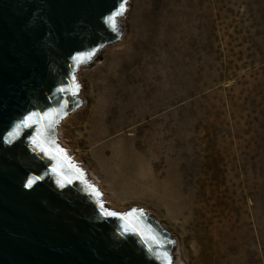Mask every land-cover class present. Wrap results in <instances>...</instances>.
Masks as SVG:
<instances>
[{
  "label": "rangeland",
  "instance_id": "rangeland-1",
  "mask_svg": "<svg viewBox=\"0 0 264 264\" xmlns=\"http://www.w3.org/2000/svg\"><path fill=\"white\" fill-rule=\"evenodd\" d=\"M133 1L120 42L77 73L82 105L67 117L63 142L80 165L101 175L117 202L142 195L147 187L139 180L151 178L178 199L200 189L224 202L238 199L262 253L264 0ZM146 86L152 98L166 100L159 116L148 117L150 105L138 103ZM170 203L162 214L182 243L175 258L200 264L183 207Z\"/></svg>",
  "mask_w": 264,
  "mask_h": 264
},
{
  "label": "water",
  "instance_id": "water-1",
  "mask_svg": "<svg viewBox=\"0 0 264 264\" xmlns=\"http://www.w3.org/2000/svg\"><path fill=\"white\" fill-rule=\"evenodd\" d=\"M121 3L0 0V264H165V254L174 264L163 224L143 209L104 215L101 190L57 138L82 105L77 73L120 42L128 0L115 31L106 18ZM32 177L42 179L28 188ZM126 223L139 234H125Z\"/></svg>",
  "mask_w": 264,
  "mask_h": 264
},
{
  "label": "bare ground",
  "instance_id": "bare-ground-1",
  "mask_svg": "<svg viewBox=\"0 0 264 264\" xmlns=\"http://www.w3.org/2000/svg\"><path fill=\"white\" fill-rule=\"evenodd\" d=\"M130 15L131 12H127V18L121 20V26L131 27V22L129 21ZM206 74L207 68L203 67L202 76H206ZM152 93L153 87L146 86L143 94L138 97L139 105L145 103L148 106L150 105V110L146 113L148 117L159 116L162 111L161 104L166 101L162 100L159 96L152 98ZM135 104L136 103H133L132 106L134 107ZM167 104L173 105L174 102H167ZM123 113H126V109ZM110 120L108 121L109 123ZM154 120L159 122L157 117ZM67 121L68 118H66L58 128L57 138L59 140V145L65 149L68 156L77 164V167L85 172L87 180L93 186L101 190L102 199L107 202L106 206L110 210L125 213L132 208L143 209L147 214H153L155 218L163 224L165 220L162 214V208H166L168 205L171 206L170 202L173 201L174 203L182 205L183 216L186 218L187 223L191 225L192 237L197 247L196 259L200 264H264V251L260 253L254 247L258 239L260 241V236L259 234L257 235L256 232V236L253 237L254 234L249 231L252 227L249 228L247 226L248 223L242 217V211L238 206V199L236 197L235 199L237 200L235 201H237V204H233L231 201L224 202L223 200H218L213 197L211 193L203 192L200 189L198 192L194 193L193 198L189 200L178 199L179 197L176 196L177 193L174 194L169 185L167 186V184L159 182L155 178H151L148 182H144V179L139 180V183H143L147 187L146 191L142 192V195L133 199H125L124 201L117 202V200L114 199L109 184H106L102 177H100L101 175L96 174L86 166L80 165V159L75 156L69 146L63 142L64 138L61 132L63 131V125ZM171 121L174 122V128L178 126L174 114H171ZM109 126V129L113 131L111 123ZM192 184L193 183L190 181L186 183L187 186H191ZM208 205L211 206V208L216 206L215 213H208ZM163 226L166 230L172 229L167 228L166 224H163ZM253 228H255V226ZM255 230L259 231L257 227ZM178 244L177 251H179L182 246L179 239L178 243L176 241V245ZM173 254L175 256L177 253ZM174 264L182 263L175 258ZM183 264H188V262L184 261Z\"/></svg>",
  "mask_w": 264,
  "mask_h": 264
},
{
  "label": "snow or ice",
  "instance_id": "snow-or-ice-1",
  "mask_svg": "<svg viewBox=\"0 0 264 264\" xmlns=\"http://www.w3.org/2000/svg\"><path fill=\"white\" fill-rule=\"evenodd\" d=\"M125 3H126V0H122V3L120 5V10L117 11V12H114L112 13L110 16H108L106 18V23L109 25V27H111L114 31L117 29L118 27V18L123 15V12L125 11ZM81 62H83V60L81 59ZM33 115H37V114H33ZM31 119V117L25 119L24 121H22L21 123L25 126V127H31V123L29 122ZM55 122V120L53 119V123ZM37 146L41 148V151H45V149L40 145V142L37 141ZM50 158H54V157H50ZM53 171L54 172H57L58 170L56 168H53ZM62 175V173H60ZM39 179H42V177H32V178H29L28 179V182L27 184L25 185L26 187L28 188H32ZM58 183H60V181H58ZM67 183H71V181H67ZM60 186L61 187H64L65 184L64 183H60ZM93 195L99 197L101 194L99 193L98 190H94V192L92 193ZM101 207V210H102V213L104 215H107V216H110V217H120L121 219H125L124 216H121L120 214L114 212V211H110V210H107V209H104L103 208V205L101 204L100 205ZM123 227V230L125 232V234H139L138 230L135 229V228H130L129 224H124L122 225ZM149 239L152 240V242L154 244H156L157 247H159L160 245L158 243H156V240H155V237H150ZM147 242V241H145ZM165 264H170V261L168 260L167 258V255L165 254Z\"/></svg>",
  "mask_w": 264,
  "mask_h": 264
}]
</instances>
